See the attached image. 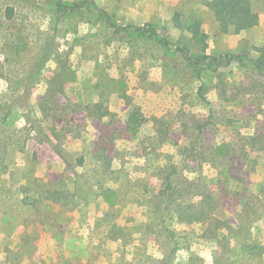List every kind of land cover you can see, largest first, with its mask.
I'll list each match as a JSON object with an SVG mask.
<instances>
[{
	"label": "rangeland",
	"instance_id": "rangeland-1",
	"mask_svg": "<svg viewBox=\"0 0 264 264\" xmlns=\"http://www.w3.org/2000/svg\"><path fill=\"white\" fill-rule=\"evenodd\" d=\"M83 1L86 0H0V67L5 69V75L0 77V99L4 95H21L31 69L40 65L45 42L52 43V53H60L72 72L55 78L61 67L54 60H46L39 66L29 91L32 113L48 139H40L28 123L22 103L12 110L10 126H0V137L7 136L10 128L19 131L18 139L26 134V155L5 160L17 161L19 167L11 175H0V244L14 238L13 228L17 225L27 232V238H23L33 241L34 227L45 220L49 226L58 228L63 243L68 242L66 239L75 243L82 238L89 255L91 243L96 242L101 230L115 225H136L121 216L141 210L136 200L156 188L161 162L182 152L187 166L195 164L190 152L181 151L186 140L176 116L182 115L180 109H185L194 119L205 121L209 105L195 98L199 78L204 82V96L210 101L216 99L214 86L218 83L239 86L233 105L221 108L220 119L230 124L224 123L225 129L219 133L205 132L202 141L209 145L222 138L228 142L232 139L236 148H249V135L264 139V113H258L255 107L264 108L263 74L247 62L211 72L203 65L189 64L182 51L176 49L186 48L191 58L264 49V0H246L259 14L256 27L239 32L230 28L226 34L218 31L212 11L206 6L210 0H93L106 13L108 24L93 10L67 13L56 19L57 4L73 6ZM8 7L14 9L12 20L5 19ZM195 21L200 27L199 41L193 40L186 30ZM129 23H148L157 35L148 38L129 30L125 28ZM162 39L170 48L162 45ZM49 85L55 88L59 107L43 118L40 108ZM250 88L256 92L254 104L248 101L247 96L251 95L246 96ZM97 102L106 114L105 126L82 112L84 104ZM132 114H139L142 120L134 139L125 134ZM185 119L191 121L190 117ZM238 136L242 139L238 140ZM10 143L1 140L0 145L9 153L13 148ZM58 153L71 164H75L77 157H85L86 164L75 171L78 190L73 191L76 184L69 183L73 173L64 166ZM63 178L69 193L73 192L69 200L46 206L40 202L39 212L29 207L20 210L19 199L25 196L22 187L28 186L32 191L36 188L44 196L51 187L48 182L56 183ZM102 188L114 189L111 197L116 199L112 209L97 196ZM75 194L79 196L77 199L73 198ZM220 206L226 216L234 212L226 200ZM176 228L183 234L184 226ZM1 229L6 233H1ZM193 232L198 229L194 227ZM9 233L12 236L8 237ZM253 233L264 240V218ZM189 245L194 258L191 264H264V254L247 252L239 242L228 246L230 260L217 263L214 256L219 249L214 242L190 239ZM197 254L202 259H195ZM85 259L80 258L78 263L85 264ZM183 261L186 259L174 264H185Z\"/></svg>",
	"mask_w": 264,
	"mask_h": 264
},
{
	"label": "trees",
	"instance_id": "trees-1",
	"mask_svg": "<svg viewBox=\"0 0 264 264\" xmlns=\"http://www.w3.org/2000/svg\"><path fill=\"white\" fill-rule=\"evenodd\" d=\"M206 6L212 11L221 34H226L230 28L236 32L251 29L259 23V14L246 0H210ZM90 10L103 16L105 23L108 24L106 13L100 10L93 0L62 7L59 3L55 17L59 19L67 13ZM13 17L14 9L6 8L5 19L12 20ZM125 28L145 34L148 38L157 35V32L148 23L143 25L129 23L125 25ZM186 30L191 34L193 40L199 41L198 21L189 25ZM44 45L42 46L44 54L38 62L39 66L51 59L61 67V70L55 74V78H62L63 75L72 73L67 69L68 66L63 62L65 60L61 54L52 53V43L45 42ZM162 45L170 48L165 39H162ZM176 49L182 51L183 58L189 64L203 65L211 72H220L235 64L247 62L252 67H256L264 78L263 48H255L252 52H239L232 55H202L196 58L189 57L188 51L184 47ZM39 66H34L31 69L29 79L19 97L14 95L1 97L0 126L10 124L12 110L22 103L26 110L25 116L28 123L33 125L36 133L40 135V139H48V136L45 138L38 128L37 120L28 101V94L33 87ZM4 72V67H0V77L5 75ZM198 80L200 86L195 98L197 101L209 105L205 121L200 122V120L194 119L185 109H180L182 115L176 116L186 140L185 147L181 151L190 152L194 157L195 164L187 166L188 160L183 159L182 152H178L176 157L165 158V161L161 162L156 175L158 181L156 188L148 196L138 197L136 200L137 206L141 207V210L134 215L121 216V219L135 221L136 225L132 227L115 225L101 230L96 242L91 243L92 251L89 255L87 254L88 247L83 244L82 238L75 243L66 239L68 242L63 243V240L58 237L60 235L58 228L53 227L52 224L49 226L45 220L34 227V239L31 242L26 239L27 232L19 230L20 226L17 225L13 228L15 230L14 238L0 244V264H79L80 258L84 257H86L85 264H174L181 259H186L183 261L185 264H191L194 258L190 253V239L198 242H214V245L219 249L214 256L216 263L217 260H230L231 253L227 249L234 242H239L247 252L263 255L264 240L254 234L253 230L256 229L257 223H260L264 218V139H254L249 135L251 141L249 148H236L232 139L228 142L222 138L220 141L216 140L215 144L209 145L206 144V141H202L201 139H205V132L219 133L225 129L224 123L230 124V121L224 118L220 119L222 117L221 108L225 105H233L231 103L237 100L239 86H231L224 81L218 83L214 86L216 99L210 101L204 96V82L201 78ZM52 81L55 82V80ZM49 87L40 108V116L43 118L48 117L47 113L50 114L59 107L55 88L52 85ZM247 94L251 96L249 97ZM246 96L248 101L254 104L256 92L254 93V90L250 88L249 91L247 90ZM255 107H258V113H264V108L257 105ZM82 112L86 117L106 125V114L101 109L100 103L84 104ZM231 113L234 114V109L231 110ZM185 117H190L191 121L189 119L187 121ZM140 118L139 114H132L128 117L125 130L127 136L133 137V139L138 136L142 127ZM52 130L54 131L55 128ZM9 132L7 136L0 137V142L1 140L11 142L13 147L8 153L0 145V175L6 173L11 175L13 170L19 167L17 161L7 162L5 161L7 158L26 155V134L22 135L21 139L19 136L18 139L19 131L16 133L15 129L10 128ZM240 139L242 138L239 137L238 140ZM200 141L201 145L198 143ZM58 155L64 166L69 167L68 169L71 170L69 172L73 173L69 183L76 184L77 172L75 171L86 164L85 157L79 156L75 159V164H71L61 154L58 153ZM186 166L187 168H184ZM64 178L56 183L48 182L51 187L45 190L47 195L44 196L36 188L32 191L33 188L22 187L25 196L19 199L20 210L29 207L33 212H39L40 202L46 206L54 205V203L61 204V202L69 200L70 193L73 192L71 190L69 193L70 188L67 187L68 184L64 182ZM33 180L35 181V178ZM59 182H62L60 186ZM76 185L73 191L79 189ZM247 185L250 187L242 191V188L245 189ZM213 189L217 191L213 192ZM114 194V189L102 188L97 196L105 201L107 207L112 209L116 198L111 196ZM76 195H74V199L79 197ZM222 200H226L233 207L234 212L231 216H226L224 208L220 206ZM2 213L6 215L4 212ZM177 226L187 228H184V232L181 234L178 231L180 229L176 228ZM194 227L198 229V232H193ZM1 230H3L1 233H6L4 229ZM17 230L18 232H16ZM10 236L12 234L9 233L8 237ZM40 236H46L49 239H39ZM195 259L202 258L197 254Z\"/></svg>",
	"mask_w": 264,
	"mask_h": 264
}]
</instances>
